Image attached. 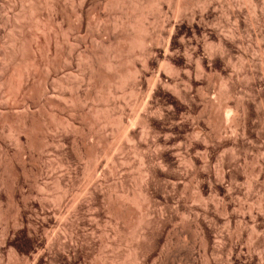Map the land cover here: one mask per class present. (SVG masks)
I'll return each mask as SVG.
<instances>
[{"label":"rangeland","instance_id":"obj_1","mask_svg":"<svg viewBox=\"0 0 264 264\" xmlns=\"http://www.w3.org/2000/svg\"><path fill=\"white\" fill-rule=\"evenodd\" d=\"M54 1L0 0V213L2 214V216L0 215V264H10L12 256L10 254H13V250L14 252L18 253L19 257H28L26 259H30L28 261L30 264H37L39 261V264H94L96 263L95 260H97L96 258L98 257H106L105 259H108L113 257V255L115 256V254L122 259L121 260L118 258L119 261L121 260L118 264H124L122 262L128 264L127 261H129L130 258L127 256L129 253H131L130 250L135 249V246H141L140 248L144 247L143 249L138 248V252L140 251V254H143L142 257L144 258L141 256L140 258L143 259L142 261H144V263L147 261L148 264H159V261L167 256L169 259L172 258L173 260H171L173 262L175 261V264H204L203 252L199 253V251L202 249L200 246L199 237L196 235L198 234V231H195L199 224H203L202 226L207 229L209 237L212 241L211 246H218H215L217 248L214 252L216 254H214L216 262L215 264H257L261 259H263L262 264H264V210L259 212V210H257L258 208L254 207L253 209H256L254 212L252 210L253 213H251L252 215L254 214L251 216L253 219L249 216L251 215L249 212L250 210L248 211V205L252 204V201H254L251 199L256 200L258 195L260 197L264 194V187H261L264 185V178H259L261 179L259 180L260 190L258 188L256 193L253 191L252 194L251 192L249 194L245 184L246 175L245 172H243L245 169L243 168L245 167V159L248 157V159H250L251 157L258 155V152H264V105H262L264 104V66L262 63H260L261 61H259L260 57L263 56L262 59L264 58V23L261 21L262 18L261 20L258 19L260 22L257 21V16L255 14L256 12L253 11V4L250 2V0H202V2L201 0H196L195 6L193 5L191 8L187 7L189 2L186 0V3H188L185 9L184 7L182 8L183 11H179L181 7L179 8L178 5H185V0H183L184 2L180 0L182 1V4L179 0H72V2H68V4L72 3L70 6L68 5V7L66 0ZM205 1H208L207 5ZM263 1L264 0H262V2ZM200 2L202 3L203 7ZM187 8L188 10H186ZM184 10H186V12H184ZM261 11L264 13V6L259 7V11H257V13L260 14L262 13ZM16 13H18L19 16ZM9 16L10 18H8ZM8 19H10V22ZM50 24L54 27L52 28L53 30L50 29ZM12 27H16V31L13 30ZM147 28L152 30L157 41H155V43L152 42L153 44H150V46L147 47L148 49H145L146 47L142 48L144 45L140 47L137 46L141 53L144 50H146L144 51L145 54L147 53L145 56L146 58L144 56H141L140 58L137 57L139 52L135 46L137 45L136 40H140L141 37L144 38V36H146ZM216 30L220 32V36H229V40L227 38L224 40L227 44V50H225L226 52L219 51V48L217 47L219 51L218 52L216 48L211 45V40H209L208 43V41L205 40L208 37L206 36V38L203 36L205 33L211 31L217 32ZM194 31H196L195 35L193 34L191 35L192 37L190 36L187 38L195 40L193 41L188 39L187 41L185 36L188 35L189 32L192 34ZM231 31L238 32L236 39H232L235 43L231 41V37L228 35ZM64 33H67L70 37V41L73 44L71 49H67L63 43ZM196 35L197 37L199 36V39L201 38L200 42L202 46L199 43L198 47L201 48L200 51H197L198 48L197 50H194L195 47L192 48V50L190 49L193 47V44L195 45L194 42H199L196 37L194 38ZM123 36L124 39L127 38L126 40H128V43L125 42L127 44L124 45V47L126 46L125 49H123L122 45L124 44V39L123 41L120 40L123 38ZM171 37H173V39ZM170 38L171 41H169ZM183 38L185 39V42H183ZM189 40L192 42L190 43ZM204 41L207 42L204 44ZM214 42H216V45L218 44L217 41L214 40ZM209 44L213 48L211 46L209 48ZM212 44L214 45V43ZM166 47H170L171 49L173 48V51L176 50L175 52L172 51L173 53L171 54H173V57L171 55L172 58H170V62L173 61L172 64L174 63L173 65L176 66L178 70L179 68L181 69L174 75H169L168 73L166 75V73H164V68L167 66H165V63L169 62L164 61V58L162 57L165 50L167 49ZM142 49L144 50L142 51ZM212 49L214 50V53H212ZM190 52L193 53L189 54ZM186 53L189 54V57ZM250 54H255L257 57H255V60L248 58V60L244 62L245 65H243L244 63L241 62V56L249 57ZM190 55L194 56H191L193 59L190 57ZM107 57L108 59L114 61V63L117 62L116 64H120L119 67L123 65V67H121L123 74L121 75L125 77L126 80L129 79L127 82H125L126 84H124L127 88L123 85L117 90L111 89L109 88L110 85L104 81L103 78H101L105 76V72L108 71L107 67L109 65H106V62L109 60H107ZM199 58L201 60L203 59V61H201ZM65 61H67V63ZM134 61L136 62L134 63ZM200 61L203 63L201 66H203V68L205 67L204 71L206 70V72L201 71V66L198 64ZM186 62H191V70L188 74L184 72L185 69L183 68L185 67ZM100 63L103 64L100 66ZM136 64L139 66L140 70L139 74L136 73L138 75L132 72V67H134V65L136 66ZM31 68L33 71L36 69V71L33 72ZM27 69L32 72H28ZM103 69L105 72H103ZM128 70H131V72ZM22 72L23 74L25 73L27 75H23ZM90 72L92 74L94 73V76L91 75ZM99 72H101V74ZM161 72L163 74L161 77H159ZM245 72L248 74H245ZM28 73H30V77L28 76ZM20 74H22V77ZM147 74L150 76V78ZM153 74L156 76V78L153 77ZM90 75L91 78L93 76L91 79L92 81L89 79ZM157 75L159 76L157 77ZM151 77L155 79L157 84L154 83V80L152 82ZM125 78H123V81ZM137 78L138 80L136 81ZM159 78L161 82L163 81V83L158 82ZM141 79L143 80L139 81ZM89 80L93 83H90ZM94 80L97 84H100L97 85ZM19 81L24 83L23 85H25V88L21 83H19ZM223 81L226 82L224 83ZM5 82L7 84H5ZM106 83L108 85H106ZM135 84L137 86H135ZM224 84L228 86L230 85L231 89H235V92L238 94H236V96L242 98V100L246 103L247 108L249 106L251 111L249 109L247 111L248 116L250 115L249 117L246 116L248 117V120L246 118L247 126L240 130L238 134H232L230 129L229 131L227 130V136L226 133H223L221 136L222 138L215 137L216 139L214 138V142L212 141V144H208V151L202 150L200 151V154L198 153L199 155L191 152V156L195 158L194 159L192 157L194 161L197 160L195 161L197 171L199 168L201 171L203 166L201 165V158L203 157L202 159H204V156L207 152L209 154H206V157L211 156L214 159L219 158V156H225L226 158L230 157L228 159H231L233 158V154L234 156L236 155L235 158L230 160L231 162L226 168L229 172L227 177L228 180H226L227 182L229 181V183L225 182L224 188L217 186L220 190V196H225L224 199H226L227 202H230L229 205L232 210L231 212H237L236 209H238L240 204L245 205L246 210L243 212L246 213V218L244 219V223L242 222L240 225L242 227V229H239L240 231L242 230V232H240L241 234L239 235L240 238L234 235V239L232 238L231 240L228 238L229 235L227 236V228H229L231 234L234 233L233 231L237 232L239 228L237 220L240 221L239 218H235L237 213L234 212L235 215L232 214V216H235L232 217L234 222L231 221V226L229 227L226 225L227 223L224 222L225 219L222 218L224 216H221L219 208H215L216 210H212L210 208L212 211L209 209V212H204V210L202 211L200 206L198 207V204L195 202L194 198L196 193L190 187H187L186 189L184 185L189 179V175H186V173L184 174L185 170L182 171V174L181 172L178 174V171L175 172L177 167H175L173 163V168H171L172 157H167L170 156V152L168 153V150H164L163 152H155L157 149L155 144L164 142L168 135L169 137H172H168L171 140L173 138H176L174 139L176 141L182 140L183 144H185V147L188 144V148L189 144H194V142L197 144H194L195 146H205L204 143L206 140L203 139V137L211 132L212 128L208 120H206V113L202 110L204 105L206 102H208V100L214 101L215 103L226 102V104H231L233 102V100L230 101L228 98V101H223L226 97H220V93L226 90V87L223 86ZM20 85L23 87L21 86V88ZM133 85L137 88V94L132 93L130 90L131 88H135ZM175 85L179 88V90H181V92L183 91L185 94H187V98H181L174 93L173 90L175 89ZM15 86L18 88V90ZM12 87L17 91L15 92ZM19 89L25 90H23L24 92L22 93L23 95L26 92V94L23 95L24 98H22L21 95L19 96ZM201 90L203 93H199L202 92ZM21 92L22 91H20V93ZM12 93L13 96L11 95ZM16 96H19L22 99H19L18 97L19 100L17 102L15 98ZM203 96L206 97L204 98ZM51 99L55 105H51V103H49ZM108 99L111 101V103ZM106 101H108V103ZM171 104L173 105L172 107L170 106ZM120 106L123 109H121ZM101 109L103 111L108 109V111L106 110L107 113H109L110 110L112 113L116 111V113H114L117 116L119 115V120H121V117L123 119L121 121L126 124H124V128L127 130L128 134H126L124 129V131L122 130L123 127H121L119 130L117 129V127L121 126L120 124H118L119 126L117 127H115V124H111V128L110 124L105 123L104 125V118L101 117L103 116L101 114H104V112ZM96 110H99V112L102 113H97ZM118 110H122L121 113ZM87 113H91L93 116L89 114L86 116ZM118 113H120L121 116ZM96 114H100L98 119L103 118L102 120L99 119L100 121H103V124L99 121H96V123L94 121L93 123V119L95 118L94 116H96ZM138 115H143L140 117V119H145V117H147L146 120L148 119L149 122L148 126L152 127L149 128L151 132L148 130V127L146 128V136H143L145 131L143 128L145 129V125L143 127V124L141 125L139 123L140 120ZM91 117L93 119H91ZM21 118H23V122H25L27 125L33 128L35 126V128L37 127V130H39V133H36L37 137H34L33 141H31L33 142L32 144L31 142H27L28 139L25 137V135H19L18 139L20 140L17 141V134L12 129V132L10 131V128H12L14 125L16 126L18 122L19 123L17 125L23 123ZM14 121L15 124L13 123ZM64 121L74 123L71 124L74 126L70 125L69 127ZM227 122V125L230 124L228 127L232 126L231 122ZM93 124L94 126L91 128V125ZM46 126L53 127V130L56 129L50 134L53 136L54 144H47L46 141L42 142L44 141L45 129L48 128ZM101 128L103 129L101 130ZM41 129L43 131H41ZM194 129L199 131L198 134H200V136L198 137L200 138L197 136L196 137L200 140L197 138L194 140L195 137L193 139L191 138ZM120 130H122V132ZM40 131L43 133L41 134ZM119 131L121 134L124 133V135L119 134ZM148 132L150 136L148 135ZM190 132L191 134L189 135ZM95 133L98 137L95 135ZM129 133L131 135L136 133V136L139 134V139L143 136L140 140L142 141L143 139L142 142L146 140L147 145L141 142L142 148L144 147L141 149L144 150V154L146 153L147 156H152L150 159L153 160L155 163L154 165L158 166L156 162L158 163V160H160L161 157L166 159L168 158L167 160H169L168 165L170 166L167 167L168 169H165L166 171H163L160 167H156L155 169V166L153 165V171L155 170V172H152L153 174L150 173L152 177L150 174L146 175L147 184L145 182V177L143 178L144 180L139 178L143 174L142 169L145 170L146 166L143 167V164L136 151H133L134 143L132 142L131 144V141L129 140L131 135ZM99 136H103V141L102 139L99 140ZM125 136L128 137L126 138L127 141L129 140L128 142L126 141ZM96 137L98 140H96ZM105 140L108 141L110 148L108 147V143L105 145ZM152 140H154V143ZM202 140L204 141L203 143L201 142ZM155 141L157 143H155ZM99 142L102 143L98 145L97 143ZM197 142H199V145ZM51 145L53 146L51 147ZM98 146H100L101 149ZM104 146L107 148L105 149ZM151 146L154 148H151ZM97 150L100 152L98 153L99 156L96 155L99 158V161L98 158H94V153L97 154ZM101 150H104L102 151L104 153H102ZM110 150L111 152L109 153L108 151ZM90 151L92 153H90V155H93V159L88 154ZM157 153L160 154L157 155ZM157 156L158 158L155 160ZM200 156L201 158H199ZM89 157H91V159ZM112 158H116L118 160L117 166H119V171H117L118 173H114L116 176H114L113 173V176L110 175L111 173L109 172L111 171L110 168L114 166V161L112 165ZM122 159H126V161ZM92 160L93 162H91ZM235 160L238 161L235 162ZM93 167L96 170L93 171ZM89 168L90 172H96L94 174V180H92L93 174L88 173ZM204 169L208 168L203 167V170ZM102 171L107 173V176H104L105 178H103L104 173ZM207 171L211 172L210 169ZM139 172L141 173L140 175ZM206 172L202 175H204V182L208 183L209 176L208 174L206 175ZM230 175H232V177L234 176L235 179L237 178L238 180H236L239 182L237 185H233L235 189L232 188L231 190L230 186L232 185ZM149 176L151 178H149ZM97 178L103 181H100V185L102 184L104 187L100 186L102 188H99L101 189V192L98 189L100 194L97 195V198L99 200L96 199L92 201L89 192L93 184L92 182L98 181ZM89 180L91 182H89ZM174 182H177V185L173 184ZM207 185L208 184L205 186L207 187ZM141 186H145V188H140ZM66 187H69L70 190L73 187L74 188L72 189V192H69L68 198L66 196V199L60 200L62 201L60 203L58 196H60V194L62 195ZM227 187L233 194H227ZM57 188L59 189L57 190ZM118 188L120 191L125 190L124 192L128 193L137 192L139 191L138 189H140V191L143 190L141 191L143 193L144 189H147L148 192L145 191L146 194L149 197L151 196L150 198L153 199V207L155 208L152 209V219L154 220V225H151L153 227L150 226L151 229L153 228L152 230L148 229L149 232L147 231V235H149V237L147 236L145 241L142 240L138 242L139 238H136V235L140 230H138L139 227H133L137 225L133 223L129 224V222H124L123 220L121 221V219L118 221L114 213L110 211V198H108L110 197L109 194H113L112 192H115V189L116 192H118ZM206 191V193L209 194L207 189ZM192 193H195V195ZM192 195L194 196L193 198ZM89 199L91 201H89ZM249 201L251 202L250 204ZM74 202L76 204H74ZM75 205H77L76 210L74 209ZM18 210L24 217V223L21 225L22 229L19 228L20 226L18 225L19 234L15 238L12 247L13 249L4 247V250L3 242H5L6 239V230H11L14 228V221L15 217H17ZM204 214L208 215V217ZM45 221L52 223L51 227H47V230L49 229L48 234L46 228L43 227V223ZM198 221L202 222L199 223ZM246 221L248 226L245 224ZM66 222H72V224H70L68 227ZM64 223L67 228H71L72 225L75 226L72 227L76 229H72L77 233H75V231L73 232L76 235L78 234L79 237L78 239L75 238L77 239L76 241L74 239V241L69 240L71 239L70 234H68L69 230H66L67 228L62 225ZM123 223H126L127 226ZM61 226L65 230H62ZM116 230H118L119 233H117ZM254 230H256V232ZM65 231H68V233ZM60 232L64 235H60ZM254 232L260 234H256L255 236ZM53 233L55 235H53ZM75 234H73V237H75ZM217 234L219 236H217ZM220 234L224 236H221ZM48 235H51L52 240L54 239L53 236H55L56 241H62H57V243H59L58 245H55L56 241H54V239L53 241L55 244L53 242H51L52 244L49 242L51 244L50 247L49 243L47 244V242H45L49 241V239L51 241V237L46 239L49 237ZM220 236L224 237L223 241L221 240ZM216 237L217 239H215ZM41 239H44L43 241L45 243ZM35 242L37 243L35 244ZM221 243L223 244L222 246ZM254 243H257L258 245H255ZM44 244L45 246H43ZM46 244L50 247L49 250L48 248L46 250ZM251 245L253 247H257L253 248ZM52 248L53 250H50ZM8 249L9 251L11 249L12 252L10 251L9 253ZM194 249H197V251L195 250L197 253L194 251ZM48 251H51L50 254ZM128 251L129 253H127ZM147 251L149 252L147 253ZM192 251L195 252V255ZM34 252L38 253L39 255L35 254ZM189 252L192 253V255L196 258V261H194L195 258L193 256L191 257L188 255ZM45 253L46 255H44ZM40 254V260H35V258H37L36 256H40ZM260 254H262V257ZM142 261L140 263L144 264ZM193 261L195 263H193Z\"/></svg>","mask_w":264,"mask_h":264},{"label":"bare ground","instance_id":"obj_2","mask_svg":"<svg viewBox=\"0 0 264 264\" xmlns=\"http://www.w3.org/2000/svg\"><path fill=\"white\" fill-rule=\"evenodd\" d=\"M54 1V0H53ZM171 1H173V0H171ZM178 1V0H177ZM180 1V0H179ZM183 1V0H182ZM182 1H180V3L182 4ZM188 2H189V5H187V3H186V0H185V5H178V7L180 8L181 7V9L179 10V8H178V10L179 11H183V7H184V9H185V7H186V5H187V7H189V8H191V6L193 7V5L195 6V2H196V0H187ZM246 1V0H245ZM25 2V1H24ZM55 2V1H54ZM54 2H52V3H54ZM68 2H72V0H66V4H67V7H68V5L70 6L71 4L69 3L68 4ZM184 2V1H183ZM197 2H199V1H197ZM201 2H202V0H201ZM200 2V3H201ZM207 2L208 1H205V3H206V5H207ZM211 2V1H210ZM248 2V1H247ZM250 2L253 4V8H254V12H256L255 14H256V16H257V21H259V20H261V18H262V22L264 23V13L262 12V13H257V11H259V7H261V6H264V1L262 2V0H250ZM179 3V2H178ZM204 3V2H203ZM23 4V3H22ZM26 4V3H25ZM48 4V3H47ZM209 4V3H208ZM56 5V4H55ZM177 5V4H176ZM198 5V4H197ZM201 5H202V3H201ZM210 5V4H209ZM208 5V6H209ZM212 5V4H211ZM48 6V5H47ZM49 6H51V5H49ZM53 6V5H52ZM199 6V5H198ZM205 6V5H204ZM251 6V5H250ZM23 7V6H22ZM22 7H21V9H22ZM66 7V8H67ZM202 7H203V5H202ZM51 8V7H50ZM210 8V7H209ZM263 8V7H262ZM14 9V8H13ZM32 9V8H31ZM39 9V8H38ZM261 9V8H260ZM12 10V9H11ZM41 10V9H40ZM52 10V9H51ZM186 10H188V8L186 9ZM186 10H184V12H186ZM20 11V10H19ZM35 11V10H34ZM29 12V11H28ZM188 12V11H187ZM20 13V12H19ZM72 13V12H71ZM180 13V12H179ZM17 15H18V13H16ZM15 14V15H16ZM31 14V13H30ZM254 15V14H253ZM19 16V15H18ZM34 17V16H33ZM258 17H260V18H258ZM8 18H10V16L8 17ZM259 19V20H258ZM9 20V22H10V19H8ZM16 21V20H15ZM260 22V21H259ZM258 23V22H257ZM16 24H17V22H16ZM52 24V23H51ZM49 25V26H51L50 27V29L51 30H53L52 28H54L52 25ZM12 25H14V24H12ZM14 26H16V25H14ZM13 28V30H15V28L14 27H12ZM204 28V27H203ZM153 29H154V27H153ZM215 29V28H214ZM12 30V29H11ZM202 30V29H201ZM218 30H220V29H218ZM236 30V29H235ZM16 31V30H15ZM14 31V32H15ZM144 31V30H143ZM146 36H144V38H142L141 37V39L139 40V39H137L136 41H137V45H135L136 47L138 46V47H140V46H143L142 48H144V47H146L145 49H148L147 47L148 46H150V44H153L152 42H154L155 43V41H157V39H156V37H155V34H153V32H152V30L150 29V28H147L146 29ZM217 31V30H216ZM195 32L196 31H194L192 34L189 32L188 33V35H186L185 37L187 38V37H190L191 35H195ZM206 32V31H205ZM227 32V31H226ZM225 32V33H226ZM203 33V32H202ZM220 32H213V31H211V32H208V33H205V35H203V36H207L206 38L207 39H205V40H207L208 41V43H209V40H211V45L214 47V48H216V50L218 51V49H217V47L219 48V51H221V52H224L225 50H227L226 48V43H225V38H227L228 39V37H224V35L223 36H220V34H219ZM223 33V32H222ZM221 33V34H222ZM197 34V33H196ZM204 34V33H203ZM207 34V35H206ZM228 34V33H227ZM238 34V32L236 31H231L228 35H230V39H231V41H233L232 39L234 38V39H236V35ZM239 34H240V32H239ZM157 35V34H156ZM172 35V34H171ZM226 35V34H225ZM126 36H128V35H126ZM227 36V35H226ZM121 37V36H120ZM192 37V36H191ZM197 38V40H199V42H194L195 43V45L193 44V47H191L190 49L192 50V48H194L195 47V49L194 50H197V48L199 47V43H200V45H201V38L199 39V36L197 37V35L196 36H194V38ZM200 37H201V35H200ZM204 37V38H205ZM223 37V38H222ZM64 39H63V43H64V45L66 46V48L67 49H71V47H73V44L71 43V41H70V37L68 36V34L67 33H64V37H63ZM159 38V37H158ZM172 39H173V37H171ZM171 38L169 39V41H171ZM175 38V37H174ZM204 38H203V40H204ZM123 39H124V36H123V38L122 39H120V40H122L123 41ZM127 39V38H126ZM126 39H124V44H122L123 45V49H125V47H124V45L126 44L125 42H127L128 43V40H126ZM188 39H191V38H187V41H188ZM120 40H119V43H120ZM191 40H193V39H191ZM195 40V39H194ZM193 40V41H194ZM214 40L215 41H217V45L215 44L216 42H214ZM229 40V39H228ZM228 40H227V42H228ZM118 41V40H117ZM207 41H204V44H205V42H207ZM134 42V41H133ZM183 42H185V39L183 38ZM189 42L191 43L192 41H190L189 40ZM203 42V41H202ZM230 42V41H229ZM234 42V41H233ZM112 43H114V42H112ZM123 43V42H122ZM212 43H214V45L212 44ZM235 43V42H234ZM134 44V43H133ZM203 44V43H202ZM229 44V43H228ZM127 45V44H126ZM157 45H158V43H157ZM191 45V44H190ZM206 45H207V43H206ZM210 44H209V48H210V46H211ZM231 45V44H230ZM169 46H170V44H169ZM188 46V45H187ZM202 46V45H201ZM211 46V47H212ZM120 47V46H119ZM118 47V48H119ZM129 47V46H128ZM138 47H137V49H138ZM178 47V46H177ZM212 47V48H213ZM167 49L165 50V52H164V54L162 55V57L164 58V61H169L168 63L166 62L165 63V66H166V68H164L165 69V72L164 73H166V75H167V73L169 74V75H174V74H176V73H178V71L181 69V68H179V70H178V68L176 67V66H174L173 64H172V62H170V58H172L173 57V54H171V53H173V52H175V51H173V48L171 49L170 47H166ZM204 48V47H203ZM122 49V48H121ZM136 49V50H137ZM149 49H150V47H149ZM179 49V48H178ZM128 50V49H127ZM136 50H135V53H136ZM144 49H142V51H143ZM186 50V49H185ZM201 50V48H198V50L197 51H200ZM259 50H260V48H259ZM258 50V51H259ZM133 51H134V48H133ZM144 51H146V50H144ZM142 52L141 53V51H139V49H138V52H139V55H140V53H141V55L139 56H137V54H136V56L137 57H140L141 58V56H146V54H145V52ZM173 51V52H172ZM187 51V50H186ZM212 53H214V50L212 49ZM218 51V52H219ZM123 52H124V50H123ZM188 52V51H187ZM194 52V51H193ZM192 52V53H193ZM226 52V51H225ZM177 53H179V52H177ZM191 52L189 53V54H192ZM194 53H196V52H194ZM117 54V53H116ZM187 54V53H186ZM189 54H187L188 55V57H189ZM198 54V53H197ZM219 54H221V53H219ZM227 54V53H226ZM129 55H130V53H129ZM169 55H170V57H169ZM171 55H172V57H171ZM177 55V54H176ZM195 55V54H194ZM255 55V54H254ZM253 54H250V56L248 57V56H241L242 57V61L241 62H246V60H248V58H251L252 60H255V57H257L256 55L254 56ZM114 56V55H113ZM116 56V55H115ZM194 57L193 55H190V57ZM223 56H224V54H223ZM136 57V58H137ZM191 57V58H192ZM226 57H228V56H226ZM263 57V56H262ZM262 57H260L259 59V61H261L260 63H262L263 64V66H264V58L262 59ZM85 58V57H84ZM133 58V57H132ZM143 58V57H142ZM146 58V57H145ZM225 58V57H224ZM116 59V58H115ZM135 59V58H134ZM139 59V58H138ZM193 59V58H192ZM191 59V60H192ZM198 59V58H197ZM200 59V58H199ZM256 59H258V58H256ZM107 60H109L108 62H106V65H109L108 67H107V69H108V71H106L105 72V70L103 71V72H105V76H103V77H101V78H103V80L104 81H106L109 85H110V87L109 88H111V89H118V88H121V86H123L124 84H126L125 82H127L129 79H127L126 80V78L125 77H123L121 74H123V72L121 71L122 69H121V67H123V65H121V67H119L120 66V64L118 65V64H116L117 62H115L114 63V61H112V60H110V59H108V57H107ZM147 60V59H146ZM201 60V59H200ZM229 60H231V59H229ZM104 61V60H103ZM112 61V62H111ZM193 61V60H192ZM201 61H203V59L201 60ZM201 61L198 63L200 66H201V64H203V63H201ZM66 63H67V61H65ZM136 61H134V63H135ZM197 62H198V60H197ZM109 63V64H108ZM191 63V62H190ZM190 63H188V62H186L185 63V67H183L184 69H185V73H189L190 72V70H191V66H190ZM57 64H59V63H57ZM91 64V63H90ZM92 64H94V63H92ZM99 64V63H98ZM103 64V63H102ZM101 63H100V66L102 65ZM128 64H131V63H128ZM105 65V64H104ZM243 65H245V63L243 64ZM242 65V66H243ZM32 66V65H31ZM54 66V65H53ZM99 66V67H100ZM128 66V65H127ZM165 66H163V67H165ZM199 66V67H200ZM241 66V67H242ZM262 66V67H263ZM26 67H28V66H26ZM35 67V66H34ZM92 67H94V66H92ZM98 67V68H99ZM105 67V66H104ZM182 67V66H181ZM202 68H203V66H201ZM200 67V69H201V71H204V68L202 69ZM13 68V67H12ZM32 68H33V66H32ZM31 68V70L33 71V69ZM97 68V67H96ZM102 68H103V66H102ZM101 68V69H102ZM141 68V67H140ZM143 68V67H142ZM243 68V67H242ZM15 69H16V67H15ZM22 69V68H21ZM20 69V70H21ZM54 69V68H53ZM92 69V68H91ZM162 69V68H161ZM244 69V68H243ZM19 70V71H20ZM24 70V69H23ZM28 70V69H27ZM93 70V69H92ZM95 70V69H94ZM142 70V69H141ZM262 70V69H261ZM31 71V72H32ZM35 71H36V69H35ZM35 71H33V72H35ZM100 71V70H99ZM128 71H130L131 72V70H128ZM143 71V70H142ZM164 71V70H163ZM17 72V71H16ZM25 72V71H24ZM28 72H30L29 70H28ZM30 72V73H31ZM102 72V71H101ZM101 72H99L100 74H101ZM132 72L134 73V74H136V73H140V70H139V66L136 64V66L134 65V67H132ZM144 72H146V71H144ZM204 72H206V70L204 71ZM263 72V71H262ZM30 73H28V76L30 77ZM91 73V72H90ZM129 73V72H128ZM132 73V74H133ZM142 73V72H141ZM160 73V72H159ZM158 73V74H159ZM247 72H245V74H246ZM11 74V73H10ZM22 74H23V72H22ZM22 74H20L21 75V77H22ZM25 74V73H24ZM23 74V75H24ZM33 74V73H32ZM94 74V73H93ZM92 73H91V75H93ZM104 74V73H103ZM138 74H136V75H138ZM149 74V73H148ZM147 74V75H148ZM162 72H161V75L159 76V75H157V77L159 76V77H161L162 76ZM248 74V73H247ZM27 74H25V76H26ZM91 75H90V77H89V79L91 80L92 78H93V76H92V78H91ZM128 75V74H127ZM129 75H130V73H129ZM18 76H19V74H18ZM101 76V75H100ZM99 76V77H100ZM126 76V75H125ZM131 76V75H130ZM146 76V75H145ZM149 76V75H148ZM125 78V80L123 81V78ZM153 77H155L156 78V76L153 74ZM263 77H264V74H263ZM24 78H28V77H24ZM23 78V79H24ZM98 78V77H97ZM130 78V77H129ZM139 78H141V77H139ZM147 78V77H146ZM145 78V79H146ZM149 78H150V76H149ZM149 78H147V79H149ZM10 79V78H9ZM13 79V78H12ZM22 79V80H23ZM87 79V78H86ZM95 79V78H94ZM132 79V78H131ZM130 79V80H131ZM134 79V78H133ZM151 79H152V82H153V80L155 81V79L154 78H152L151 77ZM259 79V78H258ZM4 80H6V79H4ZM8 80V79H7ZM26 80V79H25ZM89 80V81H90ZM96 80V79H95ZM94 80V81H95ZM98 80V79H97ZM138 80V78L136 79V81ZM143 79H141V80H139V81H142ZM158 80V79H157ZM197 80V79H196ZM3 81V80H2ZM24 81V80H23ZM92 81V80H91ZM90 81V83H93V82H91ZM104 81H102V82H104ZM10 82V81H9ZM135 82V81H134ZM158 82H160V83H163V81L161 82L160 81V78H159V81ZM224 82V81H223ZM226 82V81H225ZM224 82V83H225ZM2 83V82H1ZM4 83V82H3ZM19 83H21L22 85L24 84V83H22V82H20L19 81ZM45 83V82H44ZM95 83H96V81H95ZM106 83V85H108ZM155 84H157V82L155 81L154 82ZM5 84H7L6 82H5ZM97 84V83H96ZM95 84V85H96ZM100 84V83H99ZM99 84H97V85H99ZM102 84V83H101ZM129 84V83H128ZM130 84H131V82H130ZM140 84H141V82H140ZM154 84V85H155ZM12 85V84H11ZM19 85V84H18ZM22 85H20V87L22 86ZM91 85V84H90ZM96 85V86H97ZM144 85V84H143ZM8 86V85H7ZM24 86V88H25V85H23ZM22 86V87H23ZM125 86V85H124ZM134 86V85H133ZM132 86V87H133ZM135 86H137L136 84H135ZM134 86V87H135ZM159 86V85H158ZM223 86H225L226 87V90L225 91H223V90H221V91H223V92H221L220 93V97H226L225 98V100H223V101H226L227 100V98H228V100L230 99V101L231 100H233V102L231 103V104H226V102H219V103H215L214 101H210V100H208V102H206V104L204 105V107H203V112H205L206 113V115H207V119L206 120H208V122H209V124H210V126H211V132H209L206 136H204L203 137V139H205L206 140V144H207V146H206V144L204 143V145L205 146H203V147H200V146H195V145H197V144H195L196 142H194V144H192L191 143V141H190V143L191 144H189V148H188V144L186 145V147L184 146L185 144H183V141L181 140V141H176V140H174V139H176V138H173L172 140L171 139H169V138H172V137H169V135H168V137L167 138H165L164 140V142H162V143H157L156 141H155V143H157V144H155V146H156V150H155V152H159V151H161V152H163L164 150H168V153L170 152V156H167V157H172L171 159H172V162H171V168H173L172 167V163H173V165L175 166V167H177L176 169H178V170H176L175 169V172L176 171H178V174L181 172V174H182V171H184V174L186 173V175H189V179L186 181V183L184 184L185 185V187H186V189H187V187H190V188H192L193 189V191L196 193V195H195V193H192V194H194L195 195V202H196V204H198V207L200 206V208L202 209V211L204 210V212H209L208 210L211 208L212 210L213 209H220V214H221V216H224V217H222V218H224L225 219V221L224 222H226L225 224L227 225V226H231V221H233L232 220V217L235 215V213H237L236 214V217L235 218H239V220L240 221H238L237 220V224H239V228H238V230H237V232L236 231H233L234 233H230V230H229V228H227L228 230H229V232H228V230H227V236H228V238L231 240L232 238L234 239V235L235 236H238V238H240V232H242V230L240 231L239 229H242V227L240 226L241 225V223L243 222L244 223V219L246 218V213H244L245 212V205L244 204H240L239 206H238V209H236L237 210V212H235V211H233V212H231L232 210H231V207H230V205H229V203L230 202H227L226 201V199H224V197L225 196H223V197H221L220 196V190H219V188L217 187V186H221V188H224L225 186H224V184H225V182L226 183H229V181L227 182V180H228V174H229V172L227 171V165H229L230 164V160L231 159H233V158H235V156H234V154H233V158H231V159H228V158H230V157H225V156H219V158H212L211 156H207L206 157V154H209L208 152L205 154V158L204 159H202L201 158V156L199 157V158H201V165H203L202 166V170L200 171V168H199V172L197 171V167H196V163H195V161H197V160H193V156H191L192 155V153L191 152H193L194 154H200L201 152L200 151H202V150H206V151H208V144L209 143H211L213 140H214V138L215 137H217V138H219V137H221L222 135H223V133H226V136H227V132L229 131V129H230V131H231V133L232 134H238L239 133V131L240 130H242V129H244L247 125H246V118H247V120H248V117L250 116H248V114H247V111H248V109H249V106H248V108H247V106H246V103L242 100V98H240L239 96L237 97L236 96V92H235V89H231V87H230V85L228 86V85H226V84H224ZM232 86H235V85H232ZM9 87V86H8ZM16 87V86H15ZM21 87V88H22ZM43 87V86H42ZM126 87V86H125ZM175 87V89L173 90L174 91V93L177 95V96H180L181 98H187L186 96H187V94H185L183 91V93L181 92V90H179V88L175 85L174 86ZM13 88V87H12ZM17 88V87H16ZM127 88V87H126ZM224 88V87H223ZM14 89V88H13ZM28 89V88H27ZM27 89H26V91H27ZM123 89H124V87H123ZM130 89V88H129ZM225 89V88H224ZM9 90V89H8ZM15 90V92L18 90V88H17V90L16 89H14ZM13 90V91H14ZM24 90V89H23ZM23 90H21V89H19V96L21 95V97L22 98H24L23 97V95H25L26 94V92L22 95V93L25 91H23ZM120 90V89H119ZM131 91H132V93H136L137 92V88L135 87V88H131L130 89ZM10 91V90H9ZM12 91V92H13ZM20 91H22L21 93H20ZM131 91H130V93H131ZM202 91V90H201ZM253 91V90H252ZM11 92V91H10ZM28 92V91H27ZM31 92V91H30ZM189 92V91H188ZM199 92V91H198ZM264 92V91H263ZM90 93V92H89ZM108 93H109V91H108ZM117 93V92H116ZM199 93H203V91L202 92H199ZM204 93H206V92H204ZM48 94V93H47ZM126 94V93H125ZM127 94H128V92H127ZM137 94V93H136ZM139 94V93H138ZM12 96H13V93L11 94ZM16 95V94H15ZM89 95V94H88ZM95 95V94H94ZM109 95V94H108ZM116 95V94H115ZM131 95H133V94H131ZM201 95V94H200ZM238 95V94H237ZM250 95V94H249ZM18 96V97H19ZM91 96V95H90ZM126 96V95H125ZM138 96V95H137ZM245 96V95H244ZM243 96V97H244ZM247 96V95H246ZM252 96H253V94H252ZM10 97V96H9ZM18 97L16 96L15 98H16V101L18 102V100L21 98V97H19V99H18ZM95 97V96H94ZM104 97H106V96H104ZM112 97V96H111ZM117 97V96H116ZM179 97V98H180ZM204 98L206 97V96H203ZM202 97V98H203ZM222 97V98H223ZM21 98V99H22ZM47 98V97H46ZM77 98V97H76ZM90 98V97H89ZM114 98H115V96H114ZM140 98V97H139ZM192 98V97H191ZM201 98V99H202ZM7 99V98H6ZM254 99V98H253ZM46 100V99H45ZM109 100V99H108ZM115 100H116V98H115ZM114 100V101H115ZM227 100V101H228ZM255 100V99H254ZM15 101V100H14ZM15 101V102H16ZM21 101V100H20ZM19 101V102H20ZM110 101V100H109ZM253 101V100H252ZM5 102V101H4ZM8 102V101H7ZM73 102V101H72ZM107 103H108V101H106ZM263 102H264V100H263ZM49 103H51V105L53 104V105H55L54 104V102H52V99L49 101ZM110 103H111V101H110ZM115 103V102H114ZM228 103V102H227ZM261 103V102H260ZM18 104V103H17ZM145 104V103H144ZM147 104V103H146ZM15 105V104H14ZM50 105V104H49ZM107 105V104H106ZM117 105V104H116ZM121 105V104H120ZM249 105V104H248ZM262 105H264V104H262ZM16 106V105H15ZM118 106V105H117ZM171 107L173 106L172 104L170 105ZM255 106V105H254ZM257 106V105H256ZM121 107V106H120ZM119 107V108H120ZM260 107H261V105H260ZM264 107V106H263ZM262 107V108H263ZM105 108V107H104ZM109 108V107H108ZM116 109V108H115ZM121 109H123L122 107H121ZM252 109V108H251ZM261 109V108H260ZM264 109V108H263ZM263 109H261V110H263ZM102 110V109H101ZM107 111H108V109H106ZM103 111L104 112V114H101L100 112H99V110H96L97 111V113H100L101 115H103V116H101V117H103V118H99V119H103V121H104V125H105V123H107V124H110V128H111V124H115L116 126L115 127H117V126H119L118 124H120L121 126L120 127H117V129L119 130V129H121V127H123L122 128V130L124 129L125 131H126V134H128L127 133V130L124 128L125 126H124V122L123 121H121V120H123L121 117H120V119L121 120H119V115L117 116L115 113H116V111H114L113 113L115 114H113L112 112H111V110H110V112L109 113H107V111ZM250 110V109H249ZM95 111V112H96ZM112 111H113V109H112ZM119 111V110H118ZM117 111V112H118ZM121 111L122 110H120L119 112L121 113ZM251 111V110H250ZM8 112V111H7ZM94 112V113H95ZM93 113V114H94ZM112 113V114H111ZM120 113H118V114H120ZM143 113V112H142ZM146 113V112H145ZM89 113H87L86 114V116L88 115ZM100 114L99 115H97L96 114V116H94L95 118L94 119H96V120H94L92 117H91V119H93V123H94V121H95V123H96V121H99V122H101L102 124H103V121H100L99 119H98V117H100ZM89 115H91V116H93L91 113L89 114ZM95 115V114H94ZM105 115V116H104ZM122 115H123V113H122ZM144 115V114H143ZM142 115V116H143ZM85 116V117H86ZM120 116H121V114H120ZM139 116V115H138ZM142 116H139L138 118H139V123L144 127V125H145V129L143 128V130H145L144 131V133H143V136H146V134H145V132H146V128L148 127V130H149V128H152L151 126H148L149 124V122H148V119L146 120V118L147 117H145V119L144 118H141L140 119V117H142ZM246 116H248V117H246ZM6 117V116H5ZM22 117V116H21ZM22 119V122H23V118H21ZM20 119V120H21ZM88 119H90V118H88ZM8 120V119H7ZM86 120H87V118H86ZM141 120H142V123H141ZM197 120V119H196ZM53 121V120H52ZM89 121V120H88ZM87 121V122H88ZM227 121H229V122H231V125L232 126H229L228 127V125H230V124H226V122ZM251 121V120H250ZM54 122V121H53ZM64 122H66L65 124H67L69 127H70V125L71 124H74V123H70V122H68V121H64ZM63 122V123H64ZM89 122H91V121H89ZM255 122V121H254ZM3 123V122H2ZM14 124H15V121L13 122ZM19 123V122H18ZM17 123V124H18ZM30 123V122H29ZM62 123V124H63ZM98 123V122H97ZM228 123V122H227ZM16 124V126L14 125V126H12V128H10V131H11V129L17 134V141H19L20 139H18L19 138V135H25V137L28 139V141L27 142H31V141H33V138L35 137H37L36 135V133H39L38 131L39 130H37V127L35 128V126H34V128L33 127H30L29 125H27L25 122H23V123H21V124H19V125H17ZM34 124V123H33ZM249 124V123H248ZM32 125V124H31ZM47 125H49V124H47ZM50 125H51V123H50ZM67 125H66V127H67ZM95 125H97V124H95ZM98 125H100V124H98ZM126 125V124H125ZM193 125V124H192ZM55 126V125H54ZM65 126V125H64ZM71 126H74V125H71ZM77 126V125H76ZM92 126H94V124L93 125H91V128H92ZM103 126V125H102ZM39 127V126H38ZM46 127H48V126H46ZM57 127V126H56ZM59 127H61V126H59ZM66 127H64V128H66ZM100 127V126H99ZM208 127H209V125H208ZM33 128V129H32ZM63 128V129H64ZM72 128V127H71ZM80 128V127H79ZM90 128V129H91ZM94 128V127H93ZM42 129H44V128H42ZM41 129V131H43ZM62 129V130H63ZM67 129V128H66ZM65 129V130H66ZM90 129H89V131H90ZM103 128H101V130H102ZM197 129V128H196ZM196 129H194L193 130V132H192V139L194 138V140L198 137V136H200V134H198V132L199 131H197ZM56 129H54L53 130V127H48V128H46L45 129V135H44V141H42V142H45L46 141V143L47 144H49V143H53V136H51L50 134H51V132L52 131H55ZM64 130V131H65ZM71 130V129H70ZM74 130V129H73ZM77 130H79V129H77ZM117 130V131H118ZM122 130H120L121 132H122ZM123 130V131H124ZM147 130V131H148ZM187 130V129H186ZM228 130V131H227ZM41 131H40V133H41ZM66 131H68V130H66ZM98 131H100V130H98ZM105 131H106V129H105ZM119 131V134H121V132ZM134 131V130H133ZM150 131V130H149ZM154 131V130H153ZM153 131H152V133H153ZM261 131V130H260ZM12 132V131H11ZM13 132V133H14ZM76 132V131H75ZM91 132H93V131H91ZM129 132V131H128ZM143 132V131H142ZM151 132V131H150ZM244 132H245V130H244ZM43 133V132H42ZM41 133V134H42ZM56 133V132H55ZM97 133H99V132H97ZM100 133H102V132H100ZM117 133V132H116ZM263 133V132H262ZM261 133V134H262ZM9 134H10V132H9ZM90 134V133H89ZM92 134V133H91ZM123 135H124V133H122ZM121 134V135H122ZM130 134V133H129ZM136 134V133H135ZM135 134H130L131 136H130V138H129V140L131 141V144H132V142L134 143V149H133V151H136V153H137V155H138V157L140 158V160H141V162H142V164H143V167H145L146 166V168H145V170L144 169H142L143 170V174L141 175V177H139L141 180L145 177V180H146V175H149L150 173H154L155 172V170L153 171V167L155 166V169H156V167H160L163 171H166L165 169H168L167 167L168 166H170V165H168L169 164V160H167L166 158H162L161 157V159L160 160H158V163L156 162V164H158V166L157 165H154L155 163L153 162V160L152 159H150V157H152V156H147V154L145 153L144 154V150H142L143 148H142V143H147L146 142V140L144 141V142H142L143 141V139H142V141L139 139V136L137 135H135ZM158 134H160V133H158ZM167 134V133H166ZM188 134V133H187ZM191 134V132L189 133V135ZM39 135V134H38ZM95 135H96V133H95ZM100 135V134H99ZM117 135H118V133H117ZM148 135H149V132H148ZM161 135V134H160ZM252 135V134H251ZM16 136V135H15ZM67 136V135H66ZM97 136V135H96ZM150 136V135H149ZM155 136V135H154ZM171 136V135H170ZM185 136V135H184ZM197 136V137H196ZM202 136V135H201ZM230 136V135H229ZM232 136V135H231ZM235 136H237V135H235ZM245 136V135H244ZM14 137V136H13ZM83 137V136H82ZM95 137V136H94ZM98 137V136H97ZM96 137V140H98V138ZM103 137V136H102ZM102 137L101 136H99V140L100 139H102ZM120 137V136H119ZM190 137V136H189ZM56 138V137H55ZM126 138H128V137H126L125 136V139ZM150 138V137H149ZM161 138H163V137H161ZM180 138V137H179ZM198 138H200V137H198ZM197 138V139H198ZM202 138V137H201ZM222 138V137H221ZM15 139H16V137H15ZM148 139V138H147ZM216 139V138H215ZM234 139V138H233ZM250 139V138H249ZM128 140V141H129ZM157 140V139H156ZM160 140V139H159ZM162 140V139H161ZM198 140H200V139H198ZM244 140V139H243ZM35 141V140H34ZM102 141H103V139H102ZM106 141V142H105ZM104 142L106 143L105 145H107V143H108V141L107 140H105ZM126 141H127V139H126ZM127 141V142H128ZM154 140H152V142H153ZM163 141V140H162ZM41 142V143H42ZM96 142H98V141H96ZM103 142V143H104ZM109 142H110V140H109ZM142 142V143H141ZM202 143L204 142L203 140L201 141ZM214 142V141H213ZM256 142V141H255ZM33 142H31V144H32ZM45 143V144H46ZM100 143H102V142H99V143H97L98 145L100 144ZM154 143V142H153ZM184 143H187V142H184ZM189 143V142H188ZM198 143V145H199V142H197ZM232 143V142H231ZM44 144V145H45ZM46 144V145H47ZM54 144V143H53ZM212 144V143H211ZM227 144V143H226ZM253 144V143H252ZM102 145V144H101ZM130 145V144H129ZM147 145V144H146ZM150 145V144H149ZM191 145V146H190ZM194 145V146H193ZM203 145V144H202ZM210 145V144H209ZM48 146V145H47ZM53 145H51V147H52ZM58 146V145H57ZM123 146V145H122ZM121 146V147H122ZM131 146V145H130ZM154 146V145H153ZM154 146V147H155ZM185 148H184V147ZM30 147V146H29ZM46 147V146H45ZM93 147V146H92ZM95 147V146H94ZM98 147H100V146H98ZM108 147L110 148V145H109V143H108ZM124 147V146H123ZM122 147V148H123ZM133 147V146H132ZM154 147H152L151 146V148H154ZM257 147V146H256ZM261 147V146H260ZM103 148V147H102ZM104 148H105V146H104ZM107 148V147H106ZM105 148V149H106ZM142 148V149H141ZM149 148V147H148ZM26 149V148H25ZM45 149V148H44ZM100 149H101V147H100ZM112 149V148H111ZM124 149V148H123ZM122 149V150H123ZM212 149V148H211ZM224 149H226V148H224ZM92 150V149H91ZM121 150V151H122ZM148 150V149H147ZM262 150V149H261ZM3 151V150H2ZM86 151V150H85ZM93 151V150H92ZM95 151V150H94ZM98 152H97V154L96 153H94L95 154V156L97 155V156H99V154L98 153H100L99 152V150H97ZM102 151H104V150H101V152ZM125 151V150H124ZM149 151V150H148ZM215 151V150H214ZM109 153L111 152V150L110 151H108ZM222 152H224V151H222ZM226 152V151H225ZM90 153H91V151L88 153L89 155H90ZM102 153H104V152H102ZM101 153V154H102ZM134 153V152H133ZM135 153V154H136ZM205 153V152H204ZM259 154L258 155H256V156H253V157H251L250 159H245V167H243V168H245L244 169V171L243 172H245V175H246V179H245V184H246V187H247V190H248V193L250 194V192H251V194H252V192L253 191H255L254 193H256V190L259 188V180H261V179H259L260 177L261 178H264V152H258ZM86 154V153H85ZM92 154V153H91ZM150 154V153H149ZM152 154H153V152H152ZM158 154H160V153H157V155ZM162 154V153H161ZM164 154V153H163ZM198 154V155H199ZM211 154V153H210ZM230 154V153H229ZM104 155V154H103ZM169 155V154H168ZM224 155V154H223ZM227 155V154H226ZM31 156V155H30ZM35 156V155H34ZM91 157L93 156V155H90ZM94 156V158L96 159V158H98L97 156L95 157ZM106 156V155H105ZM110 156V155H109ZM108 156V157H109ZM156 156V155H155ZM154 156V157H155ZM163 156V155H162ZM165 156V155H164ZM195 156V155H194ZM228 156V155H227ZM230 156V155H229ZM87 157V156H86ZM91 157H89L90 159H91ZM114 157V156H113ZM159 157H160V155H159ZM166 157V156H165ZM193 157V158H192ZM232 157V156H231ZM36 158V157H35ZM118 158V157H117ZM157 158H158V156L156 157V159L155 160H157ZM169 158V159H170ZM245 158V157H244ZM8 159V158H7ZM92 159H93V157H92ZM113 159V160H112ZM111 160H112V165H113V161H114V166L113 167H111L110 169H111V171H109L111 174L110 175H112V173L114 174L115 172H117V171H119L118 170V168H119V166H117V164H118V160L115 158H112ZM121 159V158H120ZM119 159V160H120ZM154 159V158H153ZM195 159V158H194ZM241 159V158H240ZM239 159V160H240ZM116 160H117V162H116ZM122 160H124V159H122ZM98 161H99V158H98ZM124 161H126V159L124 160ZM128 161V160H127ZM171 161V160H170ZM200 161V160H199ZM236 161H238V160H235V162ZM91 162H93V160L91 161ZM140 162V163H141ZM233 162V161H232ZM1 163V162H0ZM97 163V162H96ZM119 163H122V162H119ZM9 164V163H8ZM35 164V163H34ZM90 164V163H89ZM93 164V163H92ZM91 164V165H92ZM199 164H200V162H199ZM236 164H238V163H236ZM1 165V164H0ZM10 165V164H9ZM8 165V166H9ZM13 165V164H12ZM64 165V164H63ZM88 165V164H87ZM94 165H95V163H94ZM97 165H98V163H97ZM121 165V164H120ZM154 165V166H153ZM66 166V165H65ZM142 166V165H141ZM198 166V165H197ZM240 166V165H239ZM68 167V166H67ZM195 167H196V169H195ZM201 167V166H200ZM203 167H206V168H208V169H204L203 170ZM236 167V166H235ZM238 167V166H237ZM242 167V166H241ZM92 168V167H91ZM230 168V167H229ZM10 169V168H9ZM16 169V168H15ZM23 169V168H22ZM65 169H67V168H65ZM70 169V168H69ZM68 169V170H69ZM211 170V172L210 171H207V170ZM87 170V169H86ZM93 171L94 170H96V169H94V167H93V169H92ZM91 170V171H92ZM139 170V169H138ZM160 170V169H159ZM171 170V169H170ZM173 170V169H172ZM180 170V171H179ZM89 172V174H93V177H92V180H94V174L96 173H93V172H90V168H89V170H88ZM203 171V172H202ZM206 172V175L208 174V176H209V179H208V183H205L204 182V175H202V174H204L205 172ZM24 172V171H23ZM98 172V171H97ZM103 172V171H102ZM239 172H240V170H239ZM242 172V171H241ZM39 173V172H38ZM104 173V172H103ZM118 173V172H117ZM152 173V174H153ZM165 173V172H164ZM168 173V172H167ZM166 173V174H167ZM171 173V172H170ZM237 173V172H236ZM88 174V175H89ZM141 173L139 172V175H140ZM157 174V173H156ZM176 174V173H175ZM230 174H232V173H230ZM238 174V173H237ZM15 175V174H14ZM151 175V174H150ZM234 175V174H233ZM239 175V174H238ZM68 176V175H67ZM92 176V175H91ZM98 176V175H97ZM104 176H107V173L105 172L104 174H103V178H105ZM113 176V175H112ZM114 176H116L115 174H114ZM180 176V175H179ZM207 176V177H208ZM231 177V185L232 186H230L231 188H230V190L232 189V188H234L233 187V185H237L239 182L234 178V176L232 177V175H230ZM99 177V176H98ZM151 177H152V175H151ZM150 176H149V178H151ZM174 177V176H173ZM237 177V176H236ZM16 178V177H15ZM64 178V177H63ZM182 178V177H181ZM206 178V177H205ZM233 178V179H232ZM88 179H89V177H88ZM95 179H96V177H95ZM100 179H101V177H100ZM99 178H97V180L98 181H96V182H92L93 184H92V186H91V190H90V192H89V194H90V197L92 198V201L93 200H99L98 198H97V195L98 194H100V190L102 189L100 186H103L102 184L100 185V183L101 182H103L102 180H100ZM174 179V178H173ZM227 179V180H226ZM17 180V179H16ZM19 180V179H18ZM20 180H21V178H20ZM58 180V179H57ZM91 180V179H90ZM89 180V182H91ZM144 180V179H143ZM180 180V179H179ZM183 180V179H182ZM101 181V182H100ZM13 182H14V180H13ZM20 182V181H19ZM59 182V181H58ZM57 182V183H58ZM140 182V181H139ZM146 182V184H147V180L145 181ZM148 182H149V180H148ZM152 182V181H151ZM178 182V181H177ZM177 182L175 183H173V184H176L177 185ZM181 182V181H180ZM184 182V181H183ZM182 182V183H183ZM262 182V181H261ZM263 182H264V180H263ZM34 183V182H33ZM56 183V184H57ZM142 183V182H141ZM144 183V182H143ZM19 184V183H18ZM39 184V183H38ZM89 184V183H88ZM139 184V183H138ZM206 184H208L207 185V187L205 186ZM244 184V183H243ZM62 185V184H61ZM183 185V186H184ZM229 185V184H228ZM227 185V186H228ZM258 185V186H257ZM13 187H14V185H13ZM12 187V188H13ZM17 187V186H16ZM45 187V186H44ZM104 187V186H103ZM112 187V186H111ZM110 187V188H111ZM147 187V186H146ZM185 187H184V189H185ZM229 187V186H228ZM227 187V188H228ZM261 187H264V185L263 186H261ZM43 188V187H42ZM64 188V187H63ZM74 188V187H73ZM72 188V189H73ZM89 188H90V186H89ZM99 188H101V189H99ZM140 188H145V186L144 187H140ZM177 188V187H176ZM226 188V189H227ZM243 188H244V186H243ZM40 189V188H39ZM45 189V188H44ZM59 188H57V190H58ZM70 190L69 189V187H66V189L64 190V192L62 193V195L60 194V196H58V200L60 201V200H64V199H66V196H67V198H68V195H69V192H72L73 190ZM88 189V188H87ZM98 189H99V191L100 192H98ZM194 189H196V190H194ZM206 189L209 191V194L208 193H206L207 191H206ZM235 189V188H234ZM241 189V188H240ZM246 189V188H245ZM263 189V188H262ZM43 190V189H42ZM46 190V189H45ZM112 190V189H111ZM118 190V192H116V189L114 190L115 192H112L113 194H109V196L110 197H108V198H110V200H109V204H110V211H112L113 213H114V215L116 216V218L118 219V221L121 219V221L123 220L124 222H129V224H135V225H137V226H133L134 228L135 227H139L138 228V230H140L139 232H137V235H136V238H139L138 239V242L139 241H142V240H144L145 241V238L148 236L149 237V235H147V233L149 232L148 231V229H151L150 228V226L151 225H154L153 224V222H154V220L152 219V209L153 208H155V207H153V202H152V200L153 199H151L147 194H146V192L145 191H147V189L145 190L144 189V192H145V194H144V192L142 193L141 191H143V190H141L140 191V189H138L139 191H137V192H134V193H128V192H124V191H120L119 190V188L117 189ZM149 190V189H148ZM229 190V188H228V192H227V194L228 195H231V194H233V193H231V191ZM259 190H260V188H259ZM62 191V190H61ZM120 191V192H119ZM127 191V190H126ZM197 191V192H196ZM258 191V190H257ZM12 192V191H11ZM15 192V191H14ZM41 192V191H40ZM44 192V191H43ZM47 192V191H46ZM148 192V191H147ZM235 192V191H234ZM261 192V191H260ZM48 193H49V191H48ZM115 193V194H114ZM259 193V192H258ZM15 194V193H14ZM88 194V195H89ZM103 194V193H102ZM149 194V193H148ZM246 194H247V191H246ZM248 194V195H249ZM45 195V194H44ZM87 195V196H88ZM79 196V195H78ZM82 196V195H81ZM191 196V195H190ZM264 194L262 195V196H260L259 197V195L257 196L258 198L255 200V199H251V200H254V201H252L253 203L252 204H250L251 202L249 201V204L250 205H248L249 207H248V211L250 212V214L251 213H253L254 212V210L256 209V208H258L257 210H259V212L260 211H263L264 210ZM18 197V196H17ZM63 197H65V198H63ZM194 196L192 195V198H193ZM227 197V196H226ZM14 198H16V197H14ZM54 198V197H53ZM57 198V197H56ZM55 198V199H56ZM76 198H77V196H76ZM107 198V199H108ZM191 198V199H192ZM232 198V197H231ZM45 199V198H44ZM80 199V198H79ZM193 199V200H194ZM243 199V198H242ZM74 200V199H73ZM77 200V199H76ZM234 200V199H233ZM240 200V199H239ZM58 201V202H59ZM71 201V200H70ZM89 201H91L90 199H89ZM88 201V202H89ZM245 201V200H244ZM62 201H60V203H61ZM75 202H78V201H75ZM74 202V204H76ZM240 202V201H239ZM247 202V201H246ZM1 203V202H0ZM59 203V204H60ZM93 203V202H92ZM91 203V204H92ZM156 203V202H155ZM244 203V202H243ZM85 204V203H84ZM90 204V203H89ZM247 204V203H246ZM88 205V204H87ZM93 205V204H92ZM80 206H81V203H80ZM156 206V205H155ZM212 207H214V208H212ZM254 207H256L255 209H253ZM21 208V207H20ZM59 208V207H58ZM66 208H68V207H66ZM73 208V207H72ZM0 209H1V207H0ZM19 209V208H18ZM25 209V208H24ZM61 209V208H60ZM74 209L76 210L77 209V205H75V207H74ZM93 209H95V208H93ZM199 209V208H198ZM210 209V210H211ZM215 209V210H216ZM68 210V209H67ZM71 210V209H70ZM98 210V209H97ZM211 210V211H212ZM214 210V211H215ZM252 210H253V212H252ZM2 211V210H1ZM23 211V210H22ZM92 211V210H91ZM210 211V212H211ZM239 211V212H238ZM244 211V212H243ZM247 211V212H248ZM17 212V211H16ZM61 212V211H60ZM75 212H77V211H75ZM98 212V211H97ZM201 212V211H200ZM204 212H202V213H204ZM235 212V213H234ZM70 213V212H69ZM154 213V212H153ZM212 213V212H211ZM210 213V214H211ZM74 214V213H73ZM199 214V213H198ZM207 214V213H206ZM206 214H204L205 216H207L208 217V215H206ZM232 214H234L233 216H232ZM262 214V213H261ZM0 215L2 216V214L0 213ZM55 215V214H54ZM69 215V214H68ZM201 215V214H200ZM199 215V216H200ZM203 215V216H204ZM248 215V214H247ZM254 215V214H253ZM252 214L251 215H249L250 217L251 216H253ZM0 216V217H1ZM48 216V215H47ZM70 216V215H69ZM218 216V215H217ZM29 217V216H28ZM56 217V216H55ZM59 217V216H58ZM99 217V216H98ZM202 217V216H201ZM256 217V216H255ZM52 218V217H51ZM61 218V217H60ZM198 218H200V217H198ZM215 218V217H214ZM252 219H253V217H251ZM46 219V218H45ZM57 219V218H56ZM64 219V218H63ZM70 219V218H69ZM68 219V220H69ZM206 219V218H205ZM234 219V218H233ZM201 220V219H200ZM207 220V219H206ZM63 221V220H62ZM97 221V220H96ZM95 221V222H96ZM99 221V220H98ZM203 221H205V220H203ZM213 221V220H212ZM65 222V221H64ZM199 222V221H198ZM202 222V221H201ZM201 222H199V223H201ZM234 222V221H233ZM24 223V217H23V215H22V213L21 212H19V210H18V213H17V217H15V221H14V228L13 229H7L6 230V239H5V242H3L4 243V245H3V248L5 247H8V248H11V249H13L12 247H13V244H14V241H15V238H16V236H18V234H19V232H18V230H19V228H21V225ZM68 225V227H69V225L70 224H72V222L70 223H68V222H66ZM117 223V222H116ZM205 223V222H204ZM30 224V223H29ZM44 225H43V227L44 228H46V230H47V227L49 228V227H51V222H49V221H45L44 223H43ZM74 224V223H73ZM118 224V223H117ZM123 224H125L126 226H127V224L126 223H123ZM198 224V223H197ZM236 224V225H237ZM245 224H247V221H246V223ZM18 225L20 226L19 228H18ZM35 225V224H34ZM54 225V224H53ZM63 226H65L66 228H67V226L65 225V223L64 224H62ZM75 225V224H74ZM203 225V224H202ZM201 224H199L198 226H197V229L195 230L198 234H196L197 235V237H199V242H200V246H201V251H199V253L200 252H203V255H204V259H203V263L204 264H215L216 262H215V258H214V252H215V250L217 249L216 247H218V246H211V239H210V237H209V234H208V231H207V229H205V227H203ZM205 225V224H204ZM15 226H17V227H15ZM29 226V225H28ZM73 226V225H72ZM71 226V228H67L66 230H69V233H68V231H65L66 233H68V234H70V238L71 239H69V240H77L79 237H78V234L76 235L75 233H77L75 230H73V229H76V228H73V227H75V226H73L72 227ZM129 226V225H128ZM247 226H248V224H247ZM24 227V226H23ZM29 227H31V226H29ZM54 227V226H53ZM62 227V226H61ZM64 227V228H65ZM151 227H153V226H151ZM211 227V226H210ZM241 227V228H240ZM253 227V226H252ZM37 228H39V227H37ZM73 228V229H72ZM117 228V227H116ZM115 228V229H116ZM22 229V228H21ZM51 229V228H50ZM79 229V228H78ZM118 229V228H117ZM153 229V228H152ZM151 229V230H152ZM194 229V228H193ZM212 229V228H211ZM224 229H225V227H224ZM253 229H255V228H253ZM45 230V231H46ZM49 230V229H48ZM47 230V234L49 233V231ZM62 230H65V229H63V227H62ZM61 230V231H62ZM37 231V230H36ZM44 231V232H45ZM73 231H75V233L73 232ZM117 231V233H119V231L118 230H116ZM148 231V232H147ZM255 232H256V230H254ZM38 232V231H37ZM36 232V233H37ZM59 232V231H58ZM223 232V231H222ZM231 232H232V230H231ZM254 232V234H255V236H256V234H258V233H255ZM51 233V232H50ZM224 233H225V231H224ZM223 233V234H224ZM2 234V233H1ZM47 234H45V235H47ZM57 234H59V233H57ZM57 234H56V236H57ZM62 233L60 232V235H61ZM67 234V235H68ZM73 234H75V237H73L74 235ZM134 234V233H133ZM216 234V233H215ZM252 234H253V231H252ZM251 234V235H252ZM260 234V233H259ZM258 234V235H259ZM4 235V234H3ZM37 235V234H36ZM53 235H55L54 233H53ZM62 235H64V234H62ZM195 235V236H196ZM221 236H224V235H222V234H220ZM31 236H32V233H31ZM38 236V235H37ZM49 236V235H48ZM176 236V235H175ZM174 236V237H175ZM194 236V237H195ZM214 236V235H213ZM217 236H219L218 234H217ZM220 236V237H221ZM254 236V235H253ZM3 237V236H2ZM46 237V236H45ZM51 237V235L48 237V238H46V239H49ZM54 237V241H56V238H55V236H53ZM59 237V236H58ZM66 237V236H65ZM69 237V236H68ZM117 237V236H116ZM196 237V238H197ZM251 237V236H250ZM258 237V236H257ZM5 238V237H4ZM32 238H33V236H32ZM40 238H42V237H40ZM75 238H77V239H75ZM223 238L224 237H221V240L223 241ZM238 238H237V240H238ZM263 238V237H262ZM45 239V238H44ZM43 239V240H44ZM151 239V238H150ZM198 239V238H197ZM215 239H217V237L215 238ZM214 239V240H215ZM227 239V238H226ZM42 240V239H41ZM42 240V241H43ZM52 240V237H51V241H50V239H49V241H45V242H47V244L50 242H53L54 244H55V242ZM73 240V241H74ZM149 240V239H148ZM255 240H256V237H255ZM57 241H62V240H57ZM57 241H56V244L55 245H58V243H57ZM66 241V240H65ZM72 241V242H73ZM225 241V240H224ZM235 241V240H234ZM260 241V240H259ZM258 241V242H259ZM39 242H40V240H39ZM44 242V241H43ZM44 242V243H45ZM137 242V241H136ZM137 242V243H138ZM215 242V241H214ZM219 242H221V241H219ZM251 242H252V239H251ZM34 243V242H33ZM37 242H35V244H36ZM41 243V242H40ZM49 243V246L52 244H50ZM60 243H62V242H60ZM76 243V242H75ZM114 243V242H113ZM141 243V242H140ZM147 243V242H146ZM218 243V242H217ZM223 243V242H222ZM221 243V246L223 245ZM225 243V242H224ZM233 243V242H232ZM250 243V242H249ZM259 243H261V242H259ZM46 244V245H47ZM77 244V243H76ZM112 244V243H111ZM141 244H143V243H141ZM195 244H196V242H195ZM255 244V243H254ZM257 244V243H256ZM255 244V245H256ZM60 245V244H59ZM65 245V244H64ZM117 245V244H116ZM139 245V244H138ZM137 245V246H138ZM217 245H219V244H217ZM253 245V244H252ZM251 245V246H252ZM258 245V244H257ZM2 246V245H1ZM43 246H45V244L43 245ZM48 245H47V247H46V250H47V248H48V250H49V248L51 247H49ZM147 246V245H146ZM196 246V245H195ZM199 246V247H200ZM221 246H220V248H221ZM260 246V245H259ZM264 246V245H263ZM53 247V246H52ZM62 247V246H61ZM60 247V248H61ZM114 247V246H113ZM141 247V246H140ZM140 247H134L135 249H132V250H130V252L131 253H129V251L127 252V253H129L128 254V256L127 257H129L130 258V260L129 261H127L128 262V264H141L140 262L143 260L142 258H144V257H142L143 256V254H140V251L138 252V248H140ZM149 247V246H148ZM180 247H181V245H180ZM215 247V248H214ZM232 247V246H231ZM247 247H249V246H247ZM253 247V246H252ZM254 247H257V246H254ZM253 247V248H254ZM5 248H4V250H5ZM35 248H37V247H35ZM41 248V247H40ZM45 248V247H44ZM110 248V247H109ZM133 248V247H132ZM144 248V247H143ZM143 248H140V249H143ZM259 248V247H258ZM10 249V251L12 252V250ZM39 249V248H38ZM41 249H43V248H41ZM113 249V248H112ZM152 249V248H151ZM150 249V250H151ZM36 250V249H35ZM34 250V251H35ZM50 250H53V248L52 249H50ZM192 250H193V248H192ZM197 251V249H194V251ZM200 250V249H199ZM1 251V250H0ZM8 251H9V249H8ZM7 251V252H8ZM10 251H9V253H10ZM189 251V250H188ZM194 251H192L193 253H194V255H195V252ZM219 251V250H218ZM217 251V252H218ZM249 251V250H248ZM4 252V251H3ZM39 252V251H38ZM49 252V251H48ZM51 252V251H50ZM50 252H49V254H50ZM114 252V251H113ZM149 251H147V253H148ZM190 252H191V249H190ZM189 252V254L188 255H190L191 257L193 256L192 255V253H190ZM256 252V251H255ZM13 254H10V255H12L11 256V260H10V264H30V262H28L29 260L28 259H26V258H28V257H24V258H22V257H19V255H18V253L17 252H14V250H13V252H12ZM35 254H38V253H36V252H34ZM33 253V254H34ZM40 253V252H39ZM41 253H42V251H41ZM44 253V252H43ZM46 253H47V251H46ZM46 253L44 254V255H46ZM142 253V252H141ZM168 253V252H167ZM197 253V252H196ZM242 253V252H241ZM261 253V252H260ZM32 254V255H33ZM48 254V255H49ZM102 254V253H101ZM140 254V255H139ZM173 254V253H172ZM257 254V253H256ZM9 255V256H10ZM39 255V254H38ZM104 255V254H103ZM112 255V254H111ZM127 255V254H126ZM146 255V254H145ZM144 255V256H145ZM187 255V254H186ZM203 255H202V257H203ZM216 255V254H215ZM261 255V257H262V254H260ZM260 255H259V257H260ZM35 256V255H34ZM100 256V255H99ZM121 256V255H120ZM140 256L142 257V258H140ZM37 258H35V260H40V257H41V254H40V256H36ZM44 257V256H43ZM126 257V256H125ZM124 257V258H125ZM126 257V258H127ZM175 257V256H174ZM189 257V256H188ZM194 257V256H193ZM198 257V256H197ZM201 257V258H202ZM260 257V258H261ZM45 258V257H44ZM98 258H100V259H98ZM98 258H96L97 260H95L96 261V263H94V264H118V263H120V261L122 260L121 258H119V256L118 255H116L115 254V256L113 255V257H110V258H108V259H105L104 257L102 258V257H98ZM118 258L119 259H121L120 261L118 260ZM125 258V259H126ZM177 258V257H176ZM195 258V257H194ZM259 258V259H260ZM42 259V258H41ZM140 259H141V261H140ZM146 259V258H145ZM172 259V258H171ZM171 259H169V257H167V256H165L164 257V259L162 258V260L161 261H159L160 263L159 264H175ZM124 260V259H123ZM127 260V259H126ZM189 260V259H188ZM191 260H192V258H191ZM125 261V260H124ZM190 261V260H189ZM194 261H196V258L194 259ZM193 261V263H195ZM198 261V260H197ZM262 261H263V259H261V260H259V263H257V264H262ZM39 263H40V261H39ZM39 263H37V264H39ZM122 263H124L125 264V262H122ZM142 263H144V261H142ZM146 263H147V261H146ZM146 263H144V264H146ZM36 264V263H35ZM148 264V263H147Z\"/></svg>","mask_w":264,"mask_h":264}]
</instances>
